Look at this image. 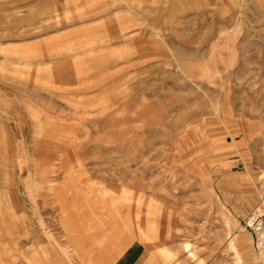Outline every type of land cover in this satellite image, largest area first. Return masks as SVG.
Wrapping results in <instances>:
<instances>
[{
  "label": "rangeland",
  "instance_id": "374dc122",
  "mask_svg": "<svg viewBox=\"0 0 264 264\" xmlns=\"http://www.w3.org/2000/svg\"><path fill=\"white\" fill-rule=\"evenodd\" d=\"M261 204L264 0H0V211L30 264H264Z\"/></svg>",
  "mask_w": 264,
  "mask_h": 264
},
{
  "label": "crops",
  "instance_id": "0c3cea01",
  "mask_svg": "<svg viewBox=\"0 0 264 264\" xmlns=\"http://www.w3.org/2000/svg\"><path fill=\"white\" fill-rule=\"evenodd\" d=\"M13 220L12 211H0V264H16L17 255L19 259L21 258L17 264H30L31 243L19 239L20 235L13 225ZM123 252L124 250H121L117 253L123 254ZM123 264H129V262L125 260Z\"/></svg>",
  "mask_w": 264,
  "mask_h": 264
},
{
  "label": "built area",
  "instance_id": "2783aa9c",
  "mask_svg": "<svg viewBox=\"0 0 264 264\" xmlns=\"http://www.w3.org/2000/svg\"><path fill=\"white\" fill-rule=\"evenodd\" d=\"M245 229L251 234L257 249H264V204L250 211L243 221Z\"/></svg>",
  "mask_w": 264,
  "mask_h": 264
},
{
  "label": "bare ground",
  "instance_id": "6f19581e",
  "mask_svg": "<svg viewBox=\"0 0 264 264\" xmlns=\"http://www.w3.org/2000/svg\"><path fill=\"white\" fill-rule=\"evenodd\" d=\"M241 232V231H240ZM239 233V232H238ZM237 233V234H238ZM230 235H232V234H230ZM234 235V234H233ZM235 236V235H234ZM236 240V238H234L233 239V242L231 241V243H230V246H231V248H232V250H234L236 253H238L239 252V249H238V244H237V242L235 241Z\"/></svg>",
  "mask_w": 264,
  "mask_h": 264
}]
</instances>
